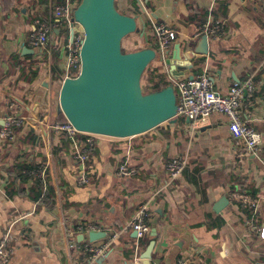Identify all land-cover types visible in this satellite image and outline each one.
Instances as JSON below:
<instances>
[{"label":"crops","instance_id":"crops-1","mask_svg":"<svg viewBox=\"0 0 264 264\" xmlns=\"http://www.w3.org/2000/svg\"><path fill=\"white\" fill-rule=\"evenodd\" d=\"M119 1L124 13L137 18L139 32L132 44L138 49L157 50L153 22L173 31L169 49L149 67V74L158 69L156 83L190 79L206 69L213 90L226 96L233 84L253 82L256 90L251 97L243 93L239 111L261 134L262 153L239 159L222 114L212 113L196 125L177 116L174 123L132 138L96 137L86 163L89 183L79 184L81 164L71 142L49 129L62 119L60 48L71 41V29L63 25L54 31L51 50L28 43L35 18L50 4L68 2L74 10L77 3L0 0V128L12 104L25 119L12 144L0 142V238L12 218L26 216L12 227L8 264H87L86 254L68 250L65 229L92 225L105 234L93 243H110L96 264H139L152 241V264H177L179 259L187 264H264V239L246 226L251 216L264 225V0H117V5ZM209 17L220 22L221 34L208 39V53L201 54L202 36L194 35ZM74 29L81 31L77 25ZM80 139L84 146V137ZM178 157H185L187 165L168 185L166 165ZM44 164L43 182L35 177L41 184L35 199L32 178L14 183L15 172L23 167L25 174ZM122 164L136 174L119 176ZM234 191L257 199L254 212L230 199ZM224 197L228 202L219 205ZM141 205L151 233L139 239L129 224ZM88 235L77 232L76 242H90Z\"/></svg>","mask_w":264,"mask_h":264},{"label":"built area","instance_id":"built-area-1","mask_svg":"<svg viewBox=\"0 0 264 264\" xmlns=\"http://www.w3.org/2000/svg\"><path fill=\"white\" fill-rule=\"evenodd\" d=\"M72 12L68 2L65 5L50 4L49 10L38 15L34 20V30L28 36V43L36 49H53L55 41L53 33L57 28L63 25L68 26L71 30L76 24L72 23ZM78 26V25H77ZM154 39L156 42V53L163 58L172 42L173 31L165 23L151 24ZM75 30V29H74ZM221 34L220 22L208 18L205 24L198 28L194 37L206 36L207 39H214ZM83 42V33H74L71 41L61 46L64 52L63 75L66 78H76L80 72V48ZM59 46L57 45V49ZM170 84L173 86L177 97V116L185 117L191 125H196L200 120L208 117L212 113L222 114L228 119V128L234 141V149L239 159L259 158L262 153V136L252 129L247 121L243 120L239 107L242 103V95L246 92L250 97L256 90V86L251 80L242 84H233L228 95L222 96L212 88L210 77L206 69L203 72L190 79H174L169 77ZM12 112L3 118L0 128V142L4 147L14 142L17 131L24 125L25 119L18 115L19 107L16 104L10 106ZM49 129L58 134H64L71 142L76 157L81 167L78 174V183L87 185L89 178L86 173V163L90 158L96 137L99 135L81 133L77 131L68 122H54L49 124ZM84 137V146L80 138ZM187 165L185 157H178L166 165L168 174V185H171L182 173ZM46 165H40L37 169L25 172L29 176L38 178L41 182L45 179ZM136 174L135 168H130L126 164L119 166L118 175L121 177H132ZM264 191V188H263ZM230 199L240 204L245 209H252L253 212L257 207V199L246 193L234 191L230 193ZM25 215H16L8 223L5 234L0 238V264H8L12 255V227L17 220H22ZM147 209L141 205L136 214L130 221L131 229L136 233L139 239L150 235V227L145 223ZM247 230L250 234L257 235L264 239V225L258 224L251 216L246 222ZM77 230V231H76ZM100 227L92 225L84 229L76 226L75 229L67 227L65 236L67 248L71 251H79L87 255V264H96V260L105 257L110 250V243L96 246L93 242L78 244L76 242V233H91L100 231ZM177 264H187L186 260L179 259Z\"/></svg>","mask_w":264,"mask_h":264},{"label":"water","instance_id":"water-1","mask_svg":"<svg viewBox=\"0 0 264 264\" xmlns=\"http://www.w3.org/2000/svg\"><path fill=\"white\" fill-rule=\"evenodd\" d=\"M72 23L83 33L80 72L63 80L58 108L81 133L132 138L163 123H174L177 97L171 84L146 91L142 78L156 60V50L142 48L125 52L123 40L139 32L137 18L119 10L117 0H81L72 12ZM75 30L72 29L70 39ZM200 53L207 54L208 39L201 37ZM228 202L224 197L219 205ZM105 237L91 232L90 242ZM83 236L79 237V240ZM154 241L142 253L139 264H152Z\"/></svg>","mask_w":264,"mask_h":264},{"label":"trees","instance_id":"trees-1","mask_svg":"<svg viewBox=\"0 0 264 264\" xmlns=\"http://www.w3.org/2000/svg\"><path fill=\"white\" fill-rule=\"evenodd\" d=\"M72 1H76V3L78 4L81 0H72ZM136 34V33H135ZM131 35H134V34H131ZM150 67V66H149ZM155 71H158L155 70ZM155 71L151 72L150 74L148 73L149 72V68L146 70L143 78H142V86L143 88L146 90V91H155V90H159V89H162L163 87L169 85L170 83H156V80L154 77L156 78H160L161 79V76L160 75H157L155 76ZM148 76V77H147ZM147 77V78H145ZM61 122H66V119L64 118V116L62 115V119H61ZM23 168V167H22ZM22 168L18 169L16 172H15V176H14V183L17 181V182H24V181H27L28 179H31L33 180L34 182V187L37 188V191H36V196H35V199L39 198L40 195H41V184L39 182V180H37L34 176H29L27 174H22ZM52 194H50L49 192V195L46 196V197H49L51 196ZM45 198V197H44ZM147 245V242L145 243Z\"/></svg>","mask_w":264,"mask_h":264},{"label":"rangeland","instance_id":"rangeland-1","mask_svg":"<svg viewBox=\"0 0 264 264\" xmlns=\"http://www.w3.org/2000/svg\"><path fill=\"white\" fill-rule=\"evenodd\" d=\"M118 8L119 10H121L122 12H125L123 9H122V5H121V2L119 1L118 3ZM134 36L135 35H129L127 36L123 42H122V48L125 52H133V51H136V50H139L138 49V46L136 45H133L132 42L134 40ZM142 49V48H141Z\"/></svg>","mask_w":264,"mask_h":264}]
</instances>
